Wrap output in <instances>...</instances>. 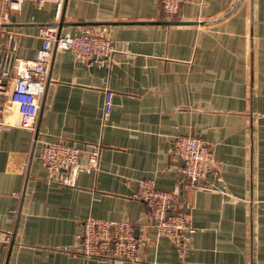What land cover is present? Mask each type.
<instances>
[{
  "label": "crops",
  "instance_id": "0c3cea01",
  "mask_svg": "<svg viewBox=\"0 0 264 264\" xmlns=\"http://www.w3.org/2000/svg\"><path fill=\"white\" fill-rule=\"evenodd\" d=\"M53 14L54 0H27L3 22L0 107ZM57 29L107 36L115 51L102 64L54 51L34 131L0 129V239L10 233L0 264H264V0H184L171 17L159 0H65ZM178 136L212 149L216 171L198 188L174 155ZM48 142L79 149L80 159L48 171ZM142 180L180 188L173 210L194 230L187 256L151 226L135 197ZM88 217L129 222L140 260L74 255Z\"/></svg>",
  "mask_w": 264,
  "mask_h": 264
},
{
  "label": "built area",
  "instance_id": "2783aa9c",
  "mask_svg": "<svg viewBox=\"0 0 264 264\" xmlns=\"http://www.w3.org/2000/svg\"><path fill=\"white\" fill-rule=\"evenodd\" d=\"M27 0H0V29L3 22L9 20L10 12L20 9ZM42 7L46 0H30ZM65 0H54V14L50 24L39 27L41 46L30 61H18L13 87L8 94L6 104L0 107V129L18 126L34 131L39 110L38 98L44 92L48 79L49 66L53 52L69 51L74 59L81 63H100L109 60L115 49L111 40L104 35L85 32L79 35L59 34L60 22ZM184 0H159L163 13L175 15ZM3 55L0 51V65ZM7 55L4 56L6 62ZM6 75L7 72L2 73ZM0 91L2 86L0 85ZM111 91H106L103 102V119L106 120L112 110ZM100 149L98 146L88 153L91 167L97 164ZM81 151L75 147L60 143H45L41 161L50 172H60L76 164ZM174 155L182 163L181 173L191 188L208 173L216 171L212 149L201 139L192 136H178L174 140ZM181 190L162 191L154 187L152 181L139 182L135 197L140 200L148 213L151 226L158 236L169 238L181 257L190 250L191 234L194 230L188 216L182 211L173 210L178 204ZM74 255L95 258L99 262L120 261L136 263L140 260L142 244L134 235V228L127 221H110L86 218L76 236ZM10 240L7 232L0 242L5 249Z\"/></svg>",
  "mask_w": 264,
  "mask_h": 264
},
{
  "label": "water",
  "instance_id": "95a60500",
  "mask_svg": "<svg viewBox=\"0 0 264 264\" xmlns=\"http://www.w3.org/2000/svg\"><path fill=\"white\" fill-rule=\"evenodd\" d=\"M7 63H8V61H7Z\"/></svg>",
  "mask_w": 264,
  "mask_h": 264
}]
</instances>
